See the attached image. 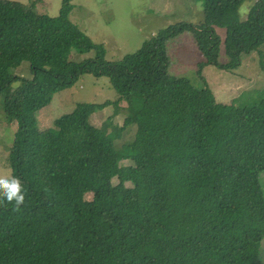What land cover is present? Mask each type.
Instances as JSON below:
<instances>
[{
	"label": "trees",
	"instance_id": "1",
	"mask_svg": "<svg viewBox=\"0 0 264 264\" xmlns=\"http://www.w3.org/2000/svg\"><path fill=\"white\" fill-rule=\"evenodd\" d=\"M199 1L203 23L108 61L69 21L72 0L56 17L0 0V109L16 123L8 162L27 193L19 211L0 204V264H264V92L219 103L202 75L251 54L264 74V0L243 20L247 0ZM186 33L202 57L195 81L168 73L169 42ZM73 51L96 55L74 62ZM23 62L29 78L14 73ZM85 75L117 98L78 103L41 130L39 111ZM110 105L123 125H95Z\"/></svg>",
	"mask_w": 264,
	"mask_h": 264
},
{
	"label": "rangeland",
	"instance_id": "2",
	"mask_svg": "<svg viewBox=\"0 0 264 264\" xmlns=\"http://www.w3.org/2000/svg\"><path fill=\"white\" fill-rule=\"evenodd\" d=\"M11 1L30 4L35 7V11L49 17L59 15L62 3V0ZM254 2L255 0H247L240 9L242 20L245 19L248 9ZM69 21L86 34L95 45L102 48L106 60L118 61L137 52L143 43L158 31L182 23L198 25L204 20L199 0H72ZM219 33L224 35L222 31ZM167 48L168 73L176 77H191L192 81H195L193 77L202 57L197 51L192 36L183 34L177 41L169 42ZM95 55V51L88 53L73 51L69 55V60L83 62L94 58ZM14 73L23 78L32 76L27 62H23ZM202 75L219 103L241 104L251 101L257 93L264 92V74L260 71L255 54L245 56L241 66L234 71H223L206 66L202 69ZM117 96L108 79L85 75L73 85L71 91L57 93L51 103L39 111L38 127L41 130L53 128L54 121L70 113L78 103L102 104L108 100L114 101ZM120 104L125 107V103ZM113 113V105L105 107L93 118L94 124H101L112 117L114 125L122 126L124 113L116 115ZM15 131L16 123H8L0 109V173L3 174L10 172L8 149L12 145ZM134 131L133 127L126 129L116 142L123 143L132 139ZM91 199V194L85 196V200ZM261 258L264 262V240L261 245Z\"/></svg>",
	"mask_w": 264,
	"mask_h": 264
},
{
	"label": "clouds",
	"instance_id": "3",
	"mask_svg": "<svg viewBox=\"0 0 264 264\" xmlns=\"http://www.w3.org/2000/svg\"><path fill=\"white\" fill-rule=\"evenodd\" d=\"M26 190L21 179L8 172L0 173V204H9L13 206V211H19L25 203Z\"/></svg>",
	"mask_w": 264,
	"mask_h": 264
}]
</instances>
